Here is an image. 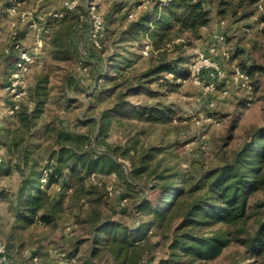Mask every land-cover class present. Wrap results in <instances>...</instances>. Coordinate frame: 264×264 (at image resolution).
Listing matches in <instances>:
<instances>
[{"label":"trees","instance_id":"obj_1","mask_svg":"<svg viewBox=\"0 0 264 264\" xmlns=\"http://www.w3.org/2000/svg\"><path fill=\"white\" fill-rule=\"evenodd\" d=\"M77 1L74 10H57L62 18L46 20L48 40L44 52L53 62H69L77 54V23L86 20L88 7L87 0ZM262 1L217 0L216 15L250 18L252 13H245L244 8L258 6ZM7 6L5 3L0 10ZM46 9L43 6L42 11ZM210 22L211 11L203 0H153L150 8L127 21L125 27L110 31L99 49L103 48L102 57L87 62L91 64L87 70L90 96L96 102L100 96L108 99L109 106L94 118L77 119L74 129L44 118L53 88L48 86L47 75L33 74L26 100L13 115L19 123L0 127V144L10 159L7 166L6 160L2 162L0 172L13 170L19 176L14 192L0 189V204L5 205L2 219L11 222L12 230H25L36 222L55 226L65 210L86 206L89 211L80 220L86 225L85 236L62 239L66 248L61 254L67 264H145L158 245H164L167 255L162 264L212 261L230 247L239 249L230 264L249 260L264 264V198L257 197L264 196V126L248 133L241 146L220 165L199 164L180 175L158 174L159 186L152 185L148 192H156L154 201L141 195L133 205L138 216L133 229L101 208L102 199L109 196L106 180L110 176L134 187L133 180L150 176L159 167L156 162L149 170L160 148L137 150V143L108 144L112 123H171L175 107L160 100L164 96L160 92L164 75L173 76L172 81H166L171 91L179 85L176 78H188L186 65L194 54L186 51L202 39V29ZM25 33L18 34L8 49L1 50L0 65L4 69L16 60L19 50H24L20 41ZM143 42L151 48L150 65L131 73L129 70L141 58L136 50ZM238 66L250 75L254 93L264 69L242 62ZM72 78L69 85L73 91L78 82ZM5 83H0L2 89ZM152 85L156 88L151 89ZM64 91L65 87H60L52 101L59 107L73 102ZM137 96L142 99L130 101ZM239 103L243 108L248 105L247 99ZM118 159L128 161V173ZM128 196L131 195L125 193L123 198ZM152 235L159 238L156 243H151ZM34 256L38 258L37 252Z\"/></svg>","mask_w":264,"mask_h":264},{"label":"rangeland","instance_id":"obj_2","mask_svg":"<svg viewBox=\"0 0 264 264\" xmlns=\"http://www.w3.org/2000/svg\"><path fill=\"white\" fill-rule=\"evenodd\" d=\"M62 1L25 0L20 8L25 11L36 8L38 11L44 12L42 8L45 6L47 11L53 12L61 10ZM91 2L96 6L97 14L104 20L105 28L102 42L104 45L106 43L105 38L108 39L110 31L117 27H125L127 21L134 19L139 13L150 8L153 0H87L88 5ZM203 2L211 11L212 27L208 30L207 35L195 42L192 48L187 49V54L207 55L209 39L215 32H223L226 34V46L232 54V58L228 62L220 64L228 76L231 75L232 67L241 62L247 66L253 65L264 69V0L260 3L261 9L256 5L251 8H244L245 13H252L250 18L245 19L231 15L219 17L216 15L217 0H203ZM5 3L7 0H0V9ZM43 19L45 20V17ZM221 21H224L223 25ZM42 23L43 21L39 17L34 18L32 16L24 19L19 16L8 17L0 10V53L4 48L8 49L7 47L14 42L18 34L23 31L26 32L24 39L20 41L21 47L28 51L35 49L38 51L27 79L28 87L33 82L35 72L47 75L48 86L53 88V91L49 97L51 103L46 107L44 118L46 120L54 119L60 126L74 129L77 119L94 118L101 110L109 106V100L104 97L97 98L96 100L99 102H96L94 98L92 100L90 96L92 91H89L91 79L87 72L89 65H91L87 62L96 59L98 56L102 57L101 50L103 48L94 50L88 46L85 34L88 21L83 20L77 23L78 40L75 47L77 53L75 58L69 62H53L44 52L45 41L48 40L46 38L48 29L46 33L39 31ZM32 24H35L34 28L29 27ZM78 43H81L80 52L78 51ZM144 44L145 42L142 43V45ZM141 49L142 47L136 50L141 58L131 67L129 70L131 73L141 72L150 65L149 55L143 56ZM9 72V67L4 69L3 64L0 65V83L8 81ZM72 76L78 82V86L73 85V91L70 90L69 85V80L73 79ZM198 78L201 81V86L195 85L192 80L184 83L175 81L179 85L175 87L174 91H171L170 88H167L166 81H168L167 83L172 81L173 76L164 75L163 88L160 91L164 96L160 100L163 103L172 104L176 111L170 124L145 125L135 122L118 125L112 123L106 138L108 144L127 146L137 143L135 146L137 150L148 147H157L161 150L155 160L149 163V170L156 162L159 163L156 173L150 176L145 174L139 179L133 180L134 187L117 180L113 175L106 180L109 196L102 199V211L129 228L133 229L138 219L133 206L136 199L141 195H148L150 201H154L156 198V192L152 194H148V192H150L149 188L152 185L159 186L158 174L178 173L180 175L186 174L185 171L188 170L193 171L192 166L197 168L199 164L204 167L220 165L223 163V159H228L230 153L241 146L248 133L264 126V73L258 76V89L251 94V99H249L248 94L238 91L230 83L217 86L220 88L228 86L230 96L227 98H221L218 95V89L213 93L205 91V85L217 82L208 75L206 70L199 71ZM1 87L0 126H16L19 122L13 116L8 115L9 94ZM60 87H65V97H70L73 101L69 106L63 104L59 107L52 102L57 97ZM155 88L156 85L151 86V89ZM137 99H142V96L133 97L130 101ZM244 99L248 101L245 108L239 103ZM210 102L215 103L213 109H209ZM77 131L84 132L85 130L78 128ZM98 148L100 150L101 145H98ZM0 158L2 162L6 160V166L9 165V155L2 144H0ZM118 161L128 173V167H130L128 161L126 159H118ZM18 182L19 176L16 172H0V189L14 192ZM51 190L59 191L58 188ZM125 193H129L131 196L124 199ZM257 197L258 199L264 198L262 194H258ZM67 203L64 202L65 207H67ZM88 211L86 206H74L60 215L55 226L45 227L36 222L28 229L12 230L11 222L2 219L5 217V205L0 204V240L6 244L7 248L9 247L8 264H38L41 261L50 262V264H67L61 254V251L66 248V243L64 244L62 239L85 236L86 225L80 220L86 218ZM158 240L157 235H152L150 238L151 243H156ZM237 250L239 249L230 247L212 261L193 264H230ZM36 252L38 258L37 256L34 258ZM43 253L47 256H44ZM234 259L238 261L240 258L236 256ZM166 260L164 245H158L152 250L151 258L145 264H162ZM185 263L183 260L181 263L170 264ZM246 263L253 264V261L249 260Z\"/></svg>","mask_w":264,"mask_h":264},{"label":"built area","instance_id":"obj_3","mask_svg":"<svg viewBox=\"0 0 264 264\" xmlns=\"http://www.w3.org/2000/svg\"><path fill=\"white\" fill-rule=\"evenodd\" d=\"M8 6L3 11L4 14L8 17L19 16L20 18H30V17H39L43 23L40 26L39 31L47 32L46 23L47 19H60L62 18V13L57 11H38V9H33L25 11L20 8L22 3H19L17 0H7ZM77 0H63L62 7L65 10L71 11L74 10L77 6ZM258 8L261 9L260 5ZM45 17V20L43 19ZM88 21V28L86 30V41L88 46L91 49L99 50L102 45L103 33H104V20L96 12V6L94 3H89L87 7V17L85 18ZM83 20V19H82ZM221 24H224V21H221ZM44 25V26H43ZM34 28L35 24L31 26ZM81 43H78V51ZM151 48L145 43L142 46L141 53L143 56H148ZM38 51L28 50H19L16 60L9 65V79L5 83L3 90H5L9 97L10 103L8 104V115L13 116L16 111L19 109V104L24 101L27 94L28 84L27 79L30 74L31 68L35 63L36 53ZM215 57H220L224 62H228L232 58L228 47L226 46V34L223 32H215L212 37L209 39L208 44V54H195L194 57L190 60V63L187 65L189 69L188 78H176L177 83H184L188 80H192L195 85L201 86V81L198 78L199 71L206 70L208 75L215 80L216 83H208L205 85L204 90L209 92H214L218 89V95L221 98H227L230 96L228 86L217 87L219 84L230 83L238 91L245 92L248 94L249 99H251V94L253 93V83L250 75L246 73L241 67L234 65L231 69V75L228 76L226 70L220 64V62L214 60ZM83 71H86L83 69ZM209 109L215 107V103L210 102ZM210 120V118H208ZM2 164V159L0 158V166ZM93 176L90 178L92 179ZM93 180V179H92ZM45 183V180L42 181ZM8 248L4 242L0 240V264H8L9 260L7 257ZM36 260V259H34Z\"/></svg>","mask_w":264,"mask_h":264},{"label":"crops","instance_id":"obj_4","mask_svg":"<svg viewBox=\"0 0 264 264\" xmlns=\"http://www.w3.org/2000/svg\"><path fill=\"white\" fill-rule=\"evenodd\" d=\"M212 27V25H211V22H210V24L206 27V28H203L202 29V37H204L205 35H207V32H208V30L210 29ZM46 55H47V53H46ZM97 59V58H96ZM99 59V58H98ZM215 59L217 60V61H219L220 63H223L224 61L220 58V57H215ZM2 126V125H1ZM0 126V127H1ZM9 172H14L13 170H10Z\"/></svg>","mask_w":264,"mask_h":264}]
</instances>
